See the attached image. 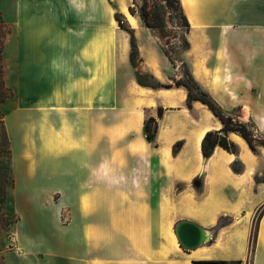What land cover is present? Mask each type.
Instances as JSON below:
<instances>
[{
	"label": "crops",
	"instance_id": "1",
	"mask_svg": "<svg viewBox=\"0 0 264 264\" xmlns=\"http://www.w3.org/2000/svg\"><path fill=\"white\" fill-rule=\"evenodd\" d=\"M181 2L191 25L182 61L224 112H239L264 137V0ZM132 4L1 0L0 19L11 29L4 83L13 96L0 103L8 141L0 163H8L10 177L0 215L12 220L6 229L0 223V264H250L253 219L264 205V183L255 181L264 178V148L254 154L230 133L237 155L217 147L203 158L205 135L223 125L199 102L189 109L183 87L138 84L130 36L115 20L119 13L128 21ZM132 17L137 71L174 85L180 65L139 14ZM148 118L158 122L153 142L144 133ZM236 160L241 175L231 170ZM43 213L52 220L47 234ZM222 216L233 222L214 230ZM180 221L211 231V240L194 251L177 242L171 251H181L178 259L167 260L160 251L170 249L154 239L176 240ZM46 235L44 247L38 239ZM252 264H264V215Z\"/></svg>",
	"mask_w": 264,
	"mask_h": 264
},
{
	"label": "trees",
	"instance_id": "2",
	"mask_svg": "<svg viewBox=\"0 0 264 264\" xmlns=\"http://www.w3.org/2000/svg\"><path fill=\"white\" fill-rule=\"evenodd\" d=\"M167 8L172 9L178 12L177 16V28L184 29L185 33L183 37L180 38L181 47L183 54L190 50L191 45L188 40V35L191 31L190 22L185 14L183 5L181 0H164ZM1 2V0H0ZM137 8V9H136ZM129 12L132 16L139 14L140 19L142 20L144 26L147 29L153 31L162 47V50L166 57L170 60V62L174 65L179 64L183 67L181 70L182 78L180 80H175L174 85H163L156 81L152 76H143L138 71L137 68L141 62V58L139 55V49L136 41L135 31L129 25L126 17L119 13H116L115 20L118 23L119 27L128 33L130 36V45H131V52H130V62L132 67L136 70V80L140 86L148 87L152 89H170L173 86L176 87H183L187 91V107L192 109L194 102H199L205 105L213 114L214 116L221 122L223 128L220 131H211L208 132L201 144V151L202 156L205 160L210 159L216 150L217 147L224 149L225 151L237 155L239 153V147L233 141L229 139V134L233 133L241 137L249 146L250 150L257 154L259 148H264V137L260 136L259 133L256 132L255 128L252 127L249 123L242 122L238 120L236 117L228 115L223 109L218 105V103L206 92L204 91L201 86L197 83L194 76L192 75L189 67L182 59L177 63L176 57L174 56V52L169 49L170 42L164 41V37L162 32H158L157 26L154 25V17L150 5V0H142V4L137 7V0H133V5L130 7ZM1 23H4L3 18L0 19V26ZM158 32V34L156 33ZM5 36L0 32V63L2 60V51H3V40ZM173 39H178L175 35ZM182 54V55H183ZM3 69V67H2ZM3 71V70H2ZM3 76V72L0 74V103L10 97V90L5 87V83L1 80ZM4 78V76H3ZM7 91L8 93L6 94ZM164 115V110L159 109L158 117L162 118ZM0 147L2 144V140L6 141L5 149L6 152L8 151V141L3 129V121L0 122ZM144 133L146 138L153 142L158 133V122L154 118H148L144 123ZM184 146V142L177 143L173 148V155L177 156L182 147ZM231 170L236 175H241L245 171L244 164L240 160H236L231 165ZM257 183H264V178L260 179L258 177L255 178ZM182 186H178V190H181ZM264 215V205L259 208L255 214L252 224V235L250 241V253L251 256H254L259 225L261 219ZM233 222V219L227 216H222L214 228L221 229ZM210 264H214L215 262H209Z\"/></svg>",
	"mask_w": 264,
	"mask_h": 264
},
{
	"label": "rangeland",
	"instance_id": "3",
	"mask_svg": "<svg viewBox=\"0 0 264 264\" xmlns=\"http://www.w3.org/2000/svg\"><path fill=\"white\" fill-rule=\"evenodd\" d=\"M142 4V0H137V7H139ZM133 5V4H132ZM150 5H151V9H152V13H153V17H154V25L157 26L158 28V32H162L163 37H164V41L166 42H170L169 45V49L172 50L174 52V56L176 57V62L178 63L181 59H182V50L180 49L181 47V43H180V38L183 37L185 30L184 29H178L177 28V23H178V12L172 9H168L167 5L165 3L164 0H150ZM137 9V8H136ZM130 25V23H129ZM131 26V25H130ZM132 27V26H131ZM0 32L3 34V36H5L4 40H3V47H4V43L6 41L7 36L10 34L11 29L9 27V25L4 21V23H1L0 26ZM158 32H156L158 34ZM177 36L178 39H173L174 36ZM180 65V63H179ZM3 64H2V60L0 63V74L3 72V76H4V69H2ZM3 70V71H2ZM180 70H183V67L180 66ZM2 76V81L4 83V78ZM6 87V86H5ZM8 89V88H7ZM9 90V89H8ZM6 94L8 93L7 91H5ZM10 97L13 96V92L10 90ZM235 115L237 116L236 118L238 120H240V113L237 112L235 113ZM6 146V141L2 140V144L0 147V153L4 156L7 152L5 149ZM9 171H8V163L7 162H2L0 163V200H4V194H5V188L6 186L9 184L10 182V177H9ZM228 195L230 197H235L236 193L234 192H228ZM47 198H49V193H43V200H46ZM44 210H49V208H44ZM157 216V213H156ZM43 217V223H42V229L44 228V234H47L46 231L50 230L52 228V220L51 218H49L48 216H46L44 213L42 215ZM0 223L1 225L5 228V226H9L12 223V220H10V218L8 219V221L4 218H1L0 215ZM177 225V224H176ZM6 227V228H7ZM5 228V229H6ZM47 228V229H45ZM175 229V226H174ZM175 234V232H174ZM12 236V235H10ZM46 237L40 238L38 239L39 242L42 240V243L44 244V247H47V243L49 244L51 242L50 239H47ZM176 237V236H175ZM14 237H12L10 239L11 242V246L14 247L17 242L16 240L13 239ZM37 240V242H38ZM30 240L27 239V242L29 243ZM75 242L76 244L81 243V241L79 240L78 237H75ZM178 242L177 238L176 240L174 239V241H161L158 239H154V246H164L167 247L168 249H170V251H160V253L163 254V257L167 258V260L171 259V260H177L179 255L178 253H180L181 251H171L174 247V245L176 246V243ZM49 250V247H48ZM95 251H97V246L95 248ZM253 261V257L249 256V262L250 264H252Z\"/></svg>",
	"mask_w": 264,
	"mask_h": 264
},
{
	"label": "water",
	"instance_id": "4",
	"mask_svg": "<svg viewBox=\"0 0 264 264\" xmlns=\"http://www.w3.org/2000/svg\"><path fill=\"white\" fill-rule=\"evenodd\" d=\"M193 185L195 188H199L201 182L195 180ZM174 232L180 247L186 251H194L211 240V231L189 221L177 223Z\"/></svg>",
	"mask_w": 264,
	"mask_h": 264
},
{
	"label": "bare ground",
	"instance_id": "5",
	"mask_svg": "<svg viewBox=\"0 0 264 264\" xmlns=\"http://www.w3.org/2000/svg\"><path fill=\"white\" fill-rule=\"evenodd\" d=\"M184 2L187 4H191V0H184ZM127 17H128V21H129L130 25L132 27H136L137 26L136 20L131 15H128Z\"/></svg>",
	"mask_w": 264,
	"mask_h": 264
}]
</instances>
